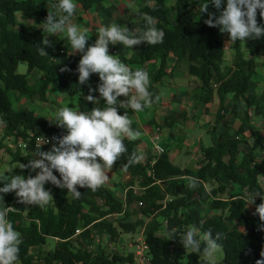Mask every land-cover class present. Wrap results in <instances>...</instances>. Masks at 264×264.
<instances>
[{"label": "trees", "instance_id": "16d2710c", "mask_svg": "<svg viewBox=\"0 0 264 264\" xmlns=\"http://www.w3.org/2000/svg\"><path fill=\"white\" fill-rule=\"evenodd\" d=\"M103 1L74 0L84 11ZM148 1L150 3L137 12L157 19V27L165 32L164 41L156 46L146 43L134 46L131 54L121 60L133 70L158 61V67L148 72L151 82L167 74L169 66L176 69L180 62L187 61L188 74L199 84L193 94L197 102L207 106L214 98L218 100V111L210 129L212 144L200 147L197 169L180 168L170 162L165 152L153 162L147 160L125 167L130 155L137 153L138 144L137 140L125 139L127 152L114 165L115 170L124 166L131 177L122 185L126 189L125 202L104 185L95 192L78 187L82 195L74 199L67 189L48 183L45 188L51 191L54 201L47 210L17 203L15 193L0 194L4 196L0 209L5 206L18 209L7 217L23 240L18 264H125L132 260L133 254L114 252L107 245L116 243L121 233H134L137 229L142 230L151 264H204L203 258L188 253L180 243L182 234L190 226L199 230L198 236L209 230L214 236L222 233L218 243L223 257L215 264H257L258 260H264L261 256L264 231L259 230L262 222L246 208L245 201L238 198L242 191L253 194L261 191L258 180L264 174V160L259 158L264 152V136L257 131L253 120L255 115L264 125V86L258 93L250 92L255 57L264 53V37L250 38L243 46L239 41L232 44L231 63L223 66L225 47L219 28H210L204 23L208 16H200L201 5H197L208 0H172L170 5L167 0ZM57 3L58 0H0V126L3 134L0 148L10 154V163H16L6 175L28 176L29 170H21L19 166L27 164L38 151L39 147L33 144L35 136L52 138L67 134L65 129L50 124L33 109H14L10 92H15L18 99L38 96L39 100H46L48 92L85 97L89 86L96 88L100 83L98 74H92L87 84L79 85L76 69L81 54L70 55L61 37L50 41L53 46L45 47L48 56L40 55L38 48L42 47L44 39L41 23L48 11L56 12L52 5ZM225 6L226 0L222 7ZM209 11L219 14L211 4ZM257 22L264 24L259 10ZM126 26L142 29L143 21L139 16L138 21ZM92 44L87 42L86 47ZM170 58L174 59L173 65L169 64ZM20 61L27 63L24 74L17 72ZM64 66L71 71L62 72ZM35 70L41 72L37 85L29 80ZM78 103L80 111L89 112L92 108L82 100ZM104 103L100 99L97 107H104ZM125 111L128 112L123 106L118 108L121 115ZM131 126L134 129L133 123ZM30 132L35 135L31 136ZM7 137L25 141L27 151L13 150L4 143ZM41 150L50 149L41 147ZM31 174L34 176L35 172ZM186 177H196L201 183L196 189H190L188 183L181 181ZM179 188L183 189L182 194H178ZM261 202L259 199L256 205ZM135 203L138 204L137 218L132 221L131 206ZM199 205L220 213L202 214ZM172 232L175 240H169ZM49 241L54 242V246L44 251L43 246ZM90 245L94 246L93 251H87L86 246Z\"/></svg>", "mask_w": 264, "mask_h": 264}, {"label": "clouds", "instance_id": "9594fccd", "mask_svg": "<svg viewBox=\"0 0 264 264\" xmlns=\"http://www.w3.org/2000/svg\"><path fill=\"white\" fill-rule=\"evenodd\" d=\"M223 3L224 0H208L200 7V16L207 14L208 18L204 23L208 27L219 28L222 34H228L226 45L264 37V24L257 22L258 10L261 19H264V0H226L225 7H222ZM209 4L219 12L218 15L209 11ZM52 7L56 12L48 11L41 23L42 30L47 35L41 41L42 47L38 48L40 55L48 56L45 47L53 46L48 36L65 35L73 50L69 54H81L76 69L79 85L87 84L92 74H98L99 77L100 83L96 88L89 86V94L84 99L92 104H99V100L103 99L105 103L104 107H94L90 112L62 106L51 120H47L50 124L54 123L57 127L66 129L67 134L52 137L51 140L55 143H52L50 150L42 151L40 145L27 164H20L21 170H29L27 177L6 175L11 173L12 169L0 173V184H3L0 194L15 193L17 203L38 206L42 210H47V206L54 201L51 191L45 188L46 184L51 183L57 188L67 189L74 199H79L82 195L77 190L78 187L95 192L106 184L109 180L108 173L127 152L125 139L135 141L142 136L141 131L132 128L128 113L125 111L121 115L118 108L123 106L139 113L152 106L153 94L148 90L151 83L149 73L144 69L133 70L116 55H110L109 45L120 44L132 50L134 46L142 43L156 46L163 43L165 37V32L157 27L155 17L138 13L143 21L142 29H129L116 23L100 26L97 30L98 38L86 47L89 39L88 29H81L73 22L77 8L74 0H58ZM61 71L71 69L64 66ZM97 91L99 99L92 95ZM121 96L127 99L118 101ZM159 99V96L155 97V100ZM223 113L221 111V114ZM47 143L50 141L45 139L44 144ZM160 154L155 153L156 156ZM142 160V154L133 152L125 167ZM32 172H35L34 176ZM185 179L190 189H196L201 183L196 177ZM256 197H260L262 201L258 205L255 203ZM239 198L245 201L246 208L255 205L253 215H258L259 221L262 222L259 230L264 231V194L245 193ZM3 200L4 196L0 195V201ZM15 211L18 209L14 207L5 206L0 209V264H18L19 261L23 240L21 233L14 229L13 223L7 218L10 212ZM198 231L195 226H190L182 234L180 243L188 253L202 257L204 264H215V258L222 247L218 243L222 233H216L214 236L209 230L198 236ZM140 238H143L142 230ZM169 240H175L174 232L169 236ZM261 256L264 257V251ZM257 264H264V260H258Z\"/></svg>", "mask_w": 264, "mask_h": 264}, {"label": "crops", "instance_id": "0c3cea01", "mask_svg": "<svg viewBox=\"0 0 264 264\" xmlns=\"http://www.w3.org/2000/svg\"><path fill=\"white\" fill-rule=\"evenodd\" d=\"M127 1L132 3L131 0H127ZM127 1L126 3L123 4L121 3L120 0L118 1L111 0L112 4H111L110 12L109 11L107 12L106 8L102 6L101 4L93 6L88 11H84L82 10L81 6L76 3L77 8H76L75 16L73 17V22L77 24L78 26H79V23H83L82 29L84 28L88 29L87 34L90 37L88 42L94 43L95 40L98 38L97 36L98 28L100 26H108L106 25L108 21L107 20L108 17H106V15L107 16L112 15L111 19L114 17V21H115L114 23L121 25V26L122 25L126 26L128 23H130L133 17H134L133 18L134 21L139 20V15L137 12L138 10L130 11L126 6ZM116 8L119 10V12L118 10L116 11ZM114 15H117V16L115 17ZM83 17H85V21ZM101 17H104L103 20L101 19ZM76 18L79 19V22ZM46 35L47 33L44 32V36ZM58 37H61L64 39V41L66 42L64 45L66 46L67 52L71 53L73 50L71 49L70 43L67 40L65 35L57 34V36L53 35V36H48L47 38L49 41H51ZM114 51L116 53V50ZM128 54L130 55L131 53H128ZM129 55H126V56H129ZM173 62H174V59L170 58L169 64L173 65ZM158 65H159L158 61H156L154 64L147 63V64H144L141 69H144L147 72H150L152 69L154 68L156 69ZM158 86L162 87L165 90V92L160 94ZM198 87H199V84L196 78L182 73V71L180 70V67L176 69H173V68L171 69V67L169 66L167 68V74H165L159 81L150 83L148 90L153 94V101H154L150 108H146L144 111H142V114H140V112L136 113V112H133L131 109H128L125 107L128 110L127 112L128 116L132 120V123L134 125V130H139L142 133L141 138L137 139V142H138L137 153L143 155V160L141 162H146L147 160L152 161L153 157L156 156L154 153L152 144H153V141L155 140V137L158 136L159 140H157V142L163 147L164 152L167 154L168 159L170 160L171 163L175 164L178 161L180 163H183L184 165L186 162L181 160V156H182L181 154L184 155V153L186 154L189 153L188 149L192 148L193 150L196 151V153H198L196 154L197 159L195 163L193 161L191 162V164H187V165H192L193 169H197L199 167L198 161L201 158L200 147L205 146L201 142L202 137L200 136L198 139L194 138L191 141L184 139V142L182 144L181 142V136L183 135L182 125L184 123L186 125L185 127H190V128L195 129L196 126L194 124V121L196 120L198 121V124L200 123V126L206 130V132L210 133V129L214 123L215 116L218 111V102H217L218 100L214 98V101L208 104L207 106H203L199 104L196 98L193 96V94L197 92ZM59 95L60 93L54 94V93L48 92L46 97L47 99L51 98L52 100H54L55 98L58 99ZM94 95L95 97L99 99L98 93L94 92ZM156 96L160 97L158 101L155 100ZM23 98L19 100L21 104L23 100H25ZM126 99H127L126 97H123V96L120 97V101H124ZM216 102H217V105H216ZM153 107H154V110H152ZM152 112H154L155 118L153 116H152L153 118L152 117L147 118L152 114ZM35 113L37 115H40L36 111ZM144 116H147V117H144ZM168 118H169V121H168ZM175 121H178L182 127L174 124ZM165 124H168L170 129H173L174 131L172 133L169 132V136L167 137H164L163 135L160 134ZM235 126H236V123H234V127ZM173 142H177V143L172 144ZM184 148H187V149H184ZM187 165L184 166L183 168L188 167ZM113 169H114V166H113ZM111 171L112 170H110V172L108 173L109 180L106 182V184L108 185L111 184L112 177L114 175ZM129 180H130V176L124 170L122 179L119 181V183H115V185L121 188L123 200H125L127 196L126 198L123 196V194L126 195V189L123 188L122 185L129 182ZM181 181L188 183V181L185 178H181Z\"/></svg>", "mask_w": 264, "mask_h": 264}, {"label": "rangeland", "instance_id": "374dc122", "mask_svg": "<svg viewBox=\"0 0 264 264\" xmlns=\"http://www.w3.org/2000/svg\"><path fill=\"white\" fill-rule=\"evenodd\" d=\"M118 1V0H117ZM121 3H126L125 0H120ZM144 1V2H143ZM132 3L127 1V8L131 11H137L139 7L143 6L146 3H150V1L148 0H131ZM172 2V0H167L168 5H170ZM111 0H105L101 3L102 6H104L107 10V12L111 10ZM197 5L200 6L202 4H200V2H197ZM118 9L116 8V11ZM119 12V10H118ZM104 15V14H103ZM75 16V15H74ZM115 17L117 15H114ZM107 18V23L106 25H110V23H114V17L111 19L112 15H106ZM84 21H85V17ZM104 17H101V19L103 20ZM118 18V17H117ZM134 18V17H133ZM132 18V21H134V19ZM77 19V18H76ZM79 22V19H77ZM110 22V23H109ZM129 22V21H128ZM79 26H81L80 28L82 29L83 23H79ZM121 26V25H119ZM121 27H124V25H122ZM221 38L224 41V47H225V53H224V59H223V66H229L231 63V56H232V48L231 45H226V42L228 40V34L227 33H221ZM224 35V37H223ZM89 36V35H88ZM90 38V37H89ZM89 40V39H88ZM239 43L243 46L244 42H240ZM226 45V46H225ZM116 50V53L114 54L113 51ZM132 50L125 48L123 45L117 44V45H109V54L110 55H116L120 60L121 57L129 55L128 53H131ZM122 61V60H121ZM123 62V61H122ZM255 62H256V66H255V72L252 75L251 78V82H252V87L250 88V92L253 93H258L262 90L263 86H264V53L257 55L255 57ZM180 70L182 71V73H184L185 75H189L187 72V61L183 60L182 62H180ZM17 72L20 74H24L27 72V63L25 61H20L18 63L17 66ZM40 76H41V72L35 70L30 76H29V80L30 83H33L35 85H37V83H39L40 80ZM190 76V75H189ZM186 83V81H185ZM159 92L160 94L164 93L165 90L162 87H159ZM10 96H11V100H12V106L14 109L21 107H27L28 109H33L36 112H38L41 116L46 117L47 119L51 120L54 117V114L62 107V106H69L72 107L74 110L76 111H80L79 110V100H82L84 103L86 104H90L91 105V109L90 111L94 108L97 107L98 104H92L88 101H86L84 99V96L77 94L75 96H64L63 94L60 93V95L57 98H53L54 100L50 99H46V100H39L37 99V96H33L31 98H26V97H22L23 102L21 104V102L19 101L21 98L18 99V96L15 92H10ZM218 102V101H217ZM216 102V105H217ZM20 103V104H19ZM154 110V107L153 109ZM89 111V112H90ZM155 112V111H154ZM154 112H152V114L147 117H154L155 118V114ZM140 114H142V112H140ZM152 117V118H153ZM253 120L255 121L256 127H257V131H259L260 134H262L264 136V125L262 124V121L259 117H256L255 115L253 116ZM169 121V118H168ZM54 122V120H53ZM162 123V122H161ZM183 123V122H182ZM54 124V123H53ZM177 126H181L180 123L178 121H175V123ZM194 124L196 126L195 129L190 128V127H185L186 125L183 123V135L181 136V142L183 144L184 139L185 140H189L191 141L192 139L196 138L198 139L200 136L202 137V143L205 146H209L212 144L211 141V135L210 133L206 132V130L200 126V123L198 124V121H194ZM55 125V124H54ZM66 130V129H65ZM67 131V130H66ZM169 132L172 133L174 132L173 129H170L168 124H165L164 127L162 128L160 134L163 135L164 137L169 136ZM251 141V140H250ZM12 142L11 139L9 138H5L4 139V143L5 144H10ZM157 142V141H155ZM177 142H173L172 144H176ZM250 144V142H248ZM154 145V142L152 144V146ZM183 146V145H182ZM52 146H45L44 148H49L51 149ZM184 147V146H183ZM187 149V148H184ZM189 153H184L181 154V160L185 161L186 163L183 165V163L180 162H176L175 164H177L179 167L183 168L184 166H186L187 164H191V162L194 161V163L196 162V151L193 150L192 148L188 149ZM190 157V158H189ZM0 158H1V163H0V173H5L8 172L9 170H11L16 163H10V154L8 152L5 151L4 148H0ZM188 167L186 168H193L192 165H187ZM112 173L114 174L112 177V182L111 184H105L106 187L108 186L109 188H111L113 190V192L122 199V192H121V188L118 187L117 185H115V183H119V181L122 179L123 177V173H124V166H120L119 168L115 169H111ZM129 175V174H128ZM130 176V175H129ZM131 179V177H130ZM114 182V183H113ZM182 188H179L178 194H182ZM123 191V190H122ZM123 196L126 198V195L123 194ZM123 197V198H124ZM123 200V199H122ZM126 200V199H125ZM125 200H123L125 202ZM138 204H132L131 208L133 209V214L130 217V220H135L137 218V208ZM250 210L252 213H254L255 208L249 206ZM199 209L201 211L202 214L205 215H215V214H219L220 212L214 213V212H210L206 207L199 205ZM141 237V229H137L134 233H121V236L119 238V240L116 243H110L107 245L108 249L111 246V248H113L114 252L120 253V254H128V253H132V251L134 250V246L136 245L138 239H140ZM95 243H97V241H95ZM104 243H102L103 245ZM54 246V242L49 241L46 245L43 246V250L47 251L52 249ZM101 246V244H100ZM203 247V245H202ZM223 257V250L221 248V251L217 254L216 258H215V262H219ZM202 258V257H201Z\"/></svg>", "mask_w": 264, "mask_h": 264}, {"label": "built area", "instance_id": "2783aa9c", "mask_svg": "<svg viewBox=\"0 0 264 264\" xmlns=\"http://www.w3.org/2000/svg\"><path fill=\"white\" fill-rule=\"evenodd\" d=\"M114 53H115V51H114ZM30 135L34 136L35 133L34 132H30ZM0 137H3L1 126H0ZM45 139L49 140L50 143L44 144L45 143ZM30 140H31V138H30ZM157 140H158V137H155V140L153 141L154 142L153 148H154V152L156 154H160V153L163 152V148L159 144H157L155 142ZM52 143H55V142L52 141L51 138L46 136V135H37V136H35L34 141H33V144H34L35 147H39L40 145H41V147L52 146ZM8 146H10L13 150L20 149L22 152H26L27 151L26 142L23 141L20 138L17 139V140H12V142L10 144H8ZM259 158L264 160V152L260 153ZM258 184H259V186L261 188V191H259V192L261 194H264V174L260 176V178L258 180ZM245 193H248V192L242 191L241 194L238 196V198L243 196ZM259 199H260V197H256L255 198V203H257ZM251 207L255 208V205H251ZM86 249H87V251H93L94 250V246H92V245L86 246ZM109 249L113 250V248H111V246L109 247ZM148 252H149L148 245L145 243L143 238L138 239L136 245L134 246L132 260L130 262L125 263V264H151Z\"/></svg>", "mask_w": 264, "mask_h": 264}]
</instances>
